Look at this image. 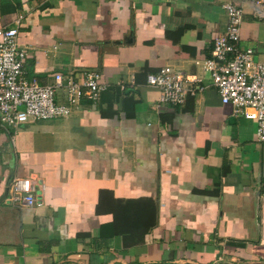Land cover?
I'll return each mask as SVG.
<instances>
[{"label":"crops","instance_id":"obj_1","mask_svg":"<svg viewBox=\"0 0 264 264\" xmlns=\"http://www.w3.org/2000/svg\"><path fill=\"white\" fill-rule=\"evenodd\" d=\"M223 4L0 0L28 80L97 71L105 86L68 117L0 126V264H264V145L205 69ZM238 47L264 63L261 6L244 5ZM165 66L201 89L162 102L147 75ZM15 176L39 204L8 201Z\"/></svg>","mask_w":264,"mask_h":264},{"label":"built area","instance_id":"obj_2","mask_svg":"<svg viewBox=\"0 0 264 264\" xmlns=\"http://www.w3.org/2000/svg\"><path fill=\"white\" fill-rule=\"evenodd\" d=\"M223 1L227 27L214 39L212 55L205 60V69L210 72L212 84L220 93L222 102L232 105L236 114L256 122L257 140L264 145V63L255 59L252 48L238 47L244 5L251 2L264 10V2ZM18 32V27L0 28L2 128L10 132L29 121L68 117L84 99L94 103L99 101L105 86L97 71H86L79 81L61 72L55 73L52 81L46 84L35 78L28 80L24 69L27 51L18 44ZM201 82V78L182 74L171 66L147 75V83L160 90L161 101L173 105H182L189 96H195L201 89ZM61 96L66 104L59 102ZM39 188L32 178L15 176L9 183L8 201L27 206L39 204Z\"/></svg>","mask_w":264,"mask_h":264}]
</instances>
